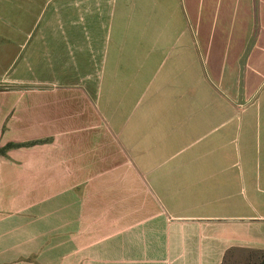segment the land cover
Masks as SVG:
<instances>
[{
    "label": "crops",
    "instance_id": "0c3cea01",
    "mask_svg": "<svg viewBox=\"0 0 264 264\" xmlns=\"http://www.w3.org/2000/svg\"><path fill=\"white\" fill-rule=\"evenodd\" d=\"M128 1L99 15L93 0L56 5L0 78V148L22 144L0 153V264H259L264 0L190 2L191 13L164 0L162 25V0H140L148 26ZM193 17L201 38L187 34ZM218 21L231 44L225 66L221 40L202 54L210 82L184 74V99L127 114L156 45L180 29L177 56L194 70ZM195 93L201 111L187 114Z\"/></svg>",
    "mask_w": 264,
    "mask_h": 264
},
{
    "label": "rangeland",
    "instance_id": "374dc122",
    "mask_svg": "<svg viewBox=\"0 0 264 264\" xmlns=\"http://www.w3.org/2000/svg\"><path fill=\"white\" fill-rule=\"evenodd\" d=\"M138 1L140 3V0H129L128 2H130V8L128 9L131 12L135 11L137 20H142V26H148V8L145 12L143 11L146 16L143 17V14L138 13L137 10L139 6ZM171 1L178 3L181 9H183V7L184 9H188L187 13H191L188 7L190 6V2H192L193 5H199V2H202V0H166V2ZM218 1L219 0H216V2ZM63 2H65V0H0V78L3 77V75H5L6 73H11V68L17 61L16 59L15 63L13 64L14 59L17 55L20 56V53L23 54L24 51L27 53L30 50L31 46H34L37 34L35 33V30L38 26L36 24L41 20V18L44 17V13H46L44 18H47L48 16H50L52 9L56 5H60ZM113 2L116 3V5H119L120 0H113ZM162 2L163 6H161L159 10L155 11L156 17L157 13H159L158 19L160 21V25H162V22L164 21V18L168 13V6L166 5V2L164 0H162ZM93 4L99 5L97 15L103 14L106 6L105 0H93ZM192 19L193 22L189 23L187 34L191 35L192 33H197L199 38H201L202 36L199 35L201 29L198 25L196 26L194 17ZM20 24L22 25V27H20ZM220 24L227 25V21H225L224 23H220L218 21V31L215 30L214 40L212 38V29L208 32L209 38L215 42L213 46L210 47V49L208 48L206 43L203 44V47L200 44L198 46V49L196 47L195 52L197 54V59L194 60V70L190 68L188 70L187 67L186 73H184L183 62L180 61L177 56L179 52V39L177 37L180 35V29L177 30L175 35L178 36L175 37L173 42L170 43L166 41L157 44V49L155 53L152 54V56L155 58L154 64L152 66V70L154 71V73L152 72L153 75H151L150 81L145 86L141 87V90L139 92H134V97L132 99L133 102L131 103L127 114H135L138 110H142V108L148 103L155 107L158 114L159 112L163 111V109L165 108V103L167 101L172 100L174 103L179 101L176 99H184L186 88V76L184 74L187 75L186 84L189 87L191 85H201V72L203 73L205 81L210 82L206 71L207 67L210 66V63H208L207 65V63L205 62L204 66L202 65V54V58L206 60H212L214 53H217L215 50V47L218 45L217 42L218 40H221L222 44L218 46H222V51L220 54L217 53V55H220L217 57L221 59V65L224 64L225 66L227 64L228 47H230L231 44L229 38L230 29L227 30L223 28L222 30H220ZM19 27L22 28L25 33L21 32L20 34L18 32ZM159 28H161V26ZM252 28L255 29L256 33H259L260 25L258 23V20L254 21ZM152 29L157 30V26L156 28L154 26V28ZM29 32H31V35L28 39V42L25 43L21 50V45H23L26 35ZM4 37H11V39L16 42L13 43L12 40L7 41ZM175 40L177 42H174ZM152 47L155 46L152 44ZM72 53H76V51L72 50ZM30 66L33 69H36V66L34 64H31ZM195 68L199 70L200 75L196 73ZM196 95L197 93H195V96L190 99V104L196 98ZM199 101L200 100H198L196 105L195 99L193 106L188 107L187 114L200 113L201 108L199 106ZM228 263L229 260L226 264Z\"/></svg>",
    "mask_w": 264,
    "mask_h": 264
},
{
    "label": "trees",
    "instance_id": "16d2710c",
    "mask_svg": "<svg viewBox=\"0 0 264 264\" xmlns=\"http://www.w3.org/2000/svg\"><path fill=\"white\" fill-rule=\"evenodd\" d=\"M19 145H22V144H19V143H8L4 147H1L0 148V153H5L9 148L15 147V146H19ZM259 264H264V251H262L260 253V261H259Z\"/></svg>",
    "mask_w": 264,
    "mask_h": 264
}]
</instances>
